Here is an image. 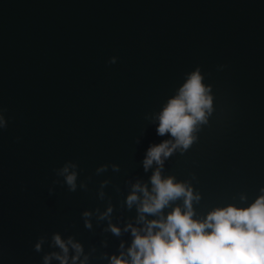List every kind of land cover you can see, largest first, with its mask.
<instances>
[{
  "label": "water",
  "instance_id": "1",
  "mask_svg": "<svg viewBox=\"0 0 264 264\" xmlns=\"http://www.w3.org/2000/svg\"><path fill=\"white\" fill-rule=\"evenodd\" d=\"M197 67L212 86L214 111L197 142L165 162L164 175L191 180L203 216L228 203L247 206L264 187V0H0L7 120L0 129V264H42L55 232L74 236L86 252L94 246L88 264H108L102 253L118 252L121 239L130 243L127 233L105 232L107 221L95 216L85 228L81 213L110 202L114 223L134 220L135 209L121 207L126 181L148 180L145 152L168 138L145 114L159 111ZM68 161L78 164L77 182H87V191L70 192L57 176ZM101 164L109 168L97 175ZM241 192L245 203L233 199ZM41 236L48 242L38 253Z\"/></svg>",
  "mask_w": 264,
  "mask_h": 264
},
{
  "label": "clouds",
  "instance_id": "2",
  "mask_svg": "<svg viewBox=\"0 0 264 264\" xmlns=\"http://www.w3.org/2000/svg\"><path fill=\"white\" fill-rule=\"evenodd\" d=\"M117 58L111 57L110 64ZM214 111L212 86L204 82L199 67L186 74L183 83L162 105L159 111L145 114V119L156 125L160 137H168L158 144H152L141 161L143 171H151L148 180L140 177L126 181L129 191L121 203L128 211L135 209V217L121 226L113 222L114 207L109 202L101 211L85 209L82 213L85 228H93L92 218L97 223L107 221L105 232L119 238L125 233L131 239L127 243L121 239L118 252L102 253L101 258L108 264H264V187L260 194L247 206L228 203L216 206L198 216L194 205H199L202 194L195 190L191 180H178L175 175H164L165 162L176 153L187 152L198 140V133L208 124ZM7 127V120L0 111V129ZM140 137L136 143H140ZM109 168L101 164L96 168L100 175ZM78 164L68 161L56 174L63 177V183L70 192L79 187L87 191V182L78 185ZM113 172L120 166L111 164ZM195 178L194 176L192 177ZM59 183V181H54ZM110 183L101 181L98 197L105 198V187ZM117 190H119L117 188ZM54 188L50 187L52 193ZM241 203L248 201L244 192L233 197ZM178 201L182 203H177ZM166 209H170L167 212ZM48 242L41 236L34 245L36 252H44ZM49 247L44 252L42 264H88L96 248L88 252L74 236L66 238L55 232ZM107 247V241L103 242Z\"/></svg>",
  "mask_w": 264,
  "mask_h": 264
}]
</instances>
